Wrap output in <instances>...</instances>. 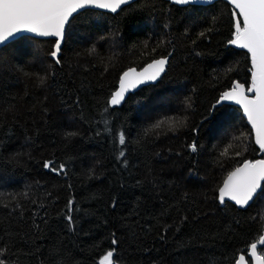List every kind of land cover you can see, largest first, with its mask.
Instances as JSON below:
<instances>
[{
  "label": "trees",
  "instance_id": "obj_1",
  "mask_svg": "<svg viewBox=\"0 0 264 264\" xmlns=\"http://www.w3.org/2000/svg\"><path fill=\"white\" fill-rule=\"evenodd\" d=\"M232 12L224 0H136L114 14H76L60 64L48 55L54 39L21 36L0 48L4 264H98L113 248L119 264H234L248 256L264 227V195L246 209L217 199L228 173L260 153L239 107H212L234 82H250L248 53L228 43ZM169 54L158 83L109 105L125 70ZM169 118L184 123L153 127ZM120 131L127 166L116 159Z\"/></svg>",
  "mask_w": 264,
  "mask_h": 264
},
{
  "label": "snow or ice",
  "instance_id": "obj_2",
  "mask_svg": "<svg viewBox=\"0 0 264 264\" xmlns=\"http://www.w3.org/2000/svg\"><path fill=\"white\" fill-rule=\"evenodd\" d=\"M129 2L130 0H0V44L19 33L56 37L48 55L56 64H60L61 44L65 40L66 26L73 13L90 5L116 12L121 5ZM198 2L199 0H172V3L176 5ZM229 3L233 6V32L228 43L245 49L249 54L250 82L247 88L244 84L235 82L230 90L222 93L217 104L221 101H234L242 107L248 122L255 130V144L259 146L260 151L264 152V0H229ZM211 30V28L206 29L200 32L199 36L206 37V33ZM167 63V58H160L148 64L143 71L138 72L135 68L124 71L119 80L118 90L110 97L109 105L121 104L125 99V94L130 90L146 82L159 79ZM37 79L43 83L46 77L37 74ZM212 107L215 108V105ZM183 123L184 121L169 118L160 120L153 127L158 129L167 126L170 130H175ZM106 130L110 131V129ZM66 135L72 137L77 133L69 132ZM115 142L120 146L116 159L127 166V161L124 160L126 149L123 146L126 144V137L123 131L116 133ZM189 147L192 152L197 151L195 142ZM225 154H227V149ZM44 167L57 174L63 173L65 168L63 164L59 167L54 166L53 161H45ZM258 190H261V194L264 195V158L244 160L240 166L229 172L222 186L218 188L217 199L221 204L229 200L245 208ZM72 203L70 200L69 214L66 216L70 228L74 224L70 214ZM111 243L115 245L117 240L112 239ZM258 245L264 246V227L260 229L258 238L249 244V259L254 264H264V247L258 251ZM2 253L3 250L0 249V255ZM246 254H239L238 258L234 259V264H249ZM115 256L116 250L109 249L102 255L98 264H119ZM0 264H4L2 259H0Z\"/></svg>",
  "mask_w": 264,
  "mask_h": 264
},
{
  "label": "water",
  "instance_id": "obj_3",
  "mask_svg": "<svg viewBox=\"0 0 264 264\" xmlns=\"http://www.w3.org/2000/svg\"><path fill=\"white\" fill-rule=\"evenodd\" d=\"M134 1H136V0H130V2H129L128 4H130V3L134 2ZM168 1L172 2V0H168ZM216 1H218V0H199V2H198V3H195V4H197V5H209V4H212V3L216 2ZM224 1L229 2V0H224ZM128 4L121 5V6L117 9L116 12H112V11H111L110 9H108V8H97V7H95V6H91V5H90V6H87V7L83 8V9H79L77 12L73 13V16L70 17L69 23H70V21L72 20V18H73L76 14H78L79 12H81L82 10H85V9L101 10V11H104V12H109V13H113V14H114V13L119 12L120 9H121L122 7H124L125 5H128ZM180 6H186V5H180ZM68 25H69V24H68ZM68 25L66 26V30H65V37H66V33H67V29H68ZM21 36H32V37H35V38H41V39H54L55 41H56V39H57L56 37H41V36H37V35H35L34 33H19V34H17V35L14 36V37H10V38H9L7 41H5L3 44H0V48H2L3 46H5L6 44H8L9 42H11V41H13V40H15V39H17V38H19V37H21ZM64 41H65V40H64ZM64 41H63L62 44H61V50H62V47H63ZM231 45H232V44H231ZM232 46L235 47V48H237L235 45H232ZM237 49H240V48H237ZM241 50H244L245 52H247L245 49H241ZM248 55H249V54H248ZM161 58H167L168 63L165 65V70H164L163 73H161L159 79H157L156 81H149V82H146V83H144V84L139 85L137 88L130 90L129 92H127V93L125 94V99H124V101L121 102V104H119V105H115V106H112V107H121V106L123 105V103L125 102V100L127 99V97H128L130 94H133V93L137 92L138 90H140L141 88H143V87H145V86L153 85V84L158 83V82L162 79V77L166 74V72H167V70H168L169 63H170V59H171V55L169 54L168 56L161 57ZM157 59H160V58H157ZM157 59H155V60H157ZM155 60L149 62L148 64L154 62ZM148 64H146V65L143 66L142 68H137V67H131V68H135V69L139 72V71H143V69L146 68V67L148 66ZM128 69H129V68H128ZM128 69H127V70H128ZM125 71H126V70H125ZM120 77H121V76H120ZM119 80H120V78H119ZM234 83H235V82H234ZM242 84H244V83H242ZM244 85H245V84H244ZM231 87H232V86H231ZM118 88H119V81H118V85H117V88H116L115 91H117ZM245 88H247L246 85H245ZM230 89H231V88L227 89L226 91H228V90H230ZM115 91H114V92H115ZM221 95H222V94H221ZM221 95H220V96H221ZM219 98H220V97H219ZM214 105H215V108H216V107H221V106H223V105H233V106H237V107H239V108L241 109V111H242V113H243V116H244L245 119L247 120V117H246L245 113L243 112L242 107H241L240 105L236 104L234 101H221L219 104H217V102H216ZM215 108H213V110H214ZM212 112H213V111H212ZM247 123H248V124L250 125V127H251V124L248 122V120H247ZM251 128H252V127H251ZM252 131H253V134H254V140H255V130L252 129ZM256 145H257V144H256ZM257 147L259 148L258 145H257ZM261 158H264V152H262V151H260V153H259V157H258L257 159H261ZM257 159H255V160H257ZM239 166H240V165H239ZM225 179H226V178H225ZM225 179H224V180H225ZM222 184H223V183H222ZM221 186H222V185H221ZM260 191H261V190H258L257 194L253 197V200L250 201V202H249V205H248L247 207H245V208H241V207H239L238 205L235 204L234 201L225 200V202H231V203L235 204V205H236L238 208H240V209H246V208H248V207L252 204V202L255 200V198L257 197V195L259 194ZM218 201H219V200H218ZM219 203H220V202H219ZM220 204H221V203H220ZM221 205L224 206L225 203H224V204H221ZM261 247H263V246H259V245H258V251H259V248H261ZM249 256H250V252L248 251V256H246V259H248ZM247 257H248V258H247ZM249 264H254V262H253L252 260H250V261H249Z\"/></svg>",
  "mask_w": 264,
  "mask_h": 264
}]
</instances>
